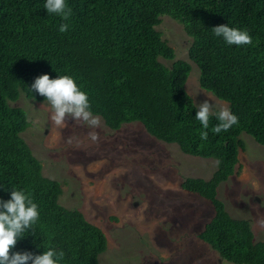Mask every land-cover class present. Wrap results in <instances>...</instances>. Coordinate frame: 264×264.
<instances>
[{"label":"trees","instance_id":"1","mask_svg":"<svg viewBox=\"0 0 264 264\" xmlns=\"http://www.w3.org/2000/svg\"><path fill=\"white\" fill-rule=\"evenodd\" d=\"M72 15L64 21L44 8V0H0V197H10L12 185L28 190L40 206V218L10 248L40 253L63 249L62 264H101L108 240L98 225L78 209L60 204L61 183L43 174V165L22 137L31 125L28 112L10 105L21 92L46 98L29 86L44 72L70 74L89 92L93 113L107 126L140 122L167 143L190 155L214 158L211 179L187 178L184 190L211 201L214 216L199 233L226 260L264 264V241H256L247 219L232 217L218 198V187L239 164L245 132L264 145V0H68ZM181 22L192 42L189 58L200 69V85L229 103L239 123L208 136L195 118L197 109L185 85L191 71L186 60L169 67L175 49L156 27L161 16ZM220 23L246 27L251 45L226 44L213 33ZM59 72H57V71ZM39 245L40 247H37ZM30 264V262H28Z\"/></svg>","mask_w":264,"mask_h":264},{"label":"rangeland","instance_id":"2","mask_svg":"<svg viewBox=\"0 0 264 264\" xmlns=\"http://www.w3.org/2000/svg\"><path fill=\"white\" fill-rule=\"evenodd\" d=\"M156 29L176 51L173 60H160L169 67L179 59L191 64L185 88L195 105L208 99L214 111L229 106L201 87L184 25L162 15ZM10 105L28 112L31 125L22 137L41 161L43 174L61 183L60 204L80 210L105 232L108 246L99 255L101 264H235L199 238L215 213L211 201L181 186L187 178L211 179L216 159L186 154L137 121L117 130L100 115L98 127L71 119L57 125L48 101L24 92ZM240 137L245 150L236 174L218 187V198L232 217L250 221L256 241H264V145L245 132Z\"/></svg>","mask_w":264,"mask_h":264},{"label":"clouds","instance_id":"3","mask_svg":"<svg viewBox=\"0 0 264 264\" xmlns=\"http://www.w3.org/2000/svg\"><path fill=\"white\" fill-rule=\"evenodd\" d=\"M44 8L49 14L58 15L64 21L59 25V31L69 30L67 21L73 10L68 0H44ZM212 29L214 35L221 37L228 45L241 46L253 43V35L246 27L220 23ZM29 88L33 98L36 93L46 98L52 109L51 119L57 125H65L71 119L77 124L100 126L101 120L99 115L93 113L89 92L77 83L73 75L59 73L52 77L50 73L44 72L34 78ZM194 107L197 109L195 118L202 125L201 135L204 138L208 136L210 119L213 115L219 121L212 127L214 133L227 131L234 124L239 123L238 114L228 105L214 111V103L205 99ZM98 138L97 132L91 133L92 140ZM39 218L40 206L25 188L12 185L10 197L7 199L0 197V264H28V262L30 264H62L65 251L52 246L40 253L31 250H15L10 253V248H13L26 232L34 233L30 230ZM37 247L40 246L37 245Z\"/></svg>","mask_w":264,"mask_h":264}]
</instances>
